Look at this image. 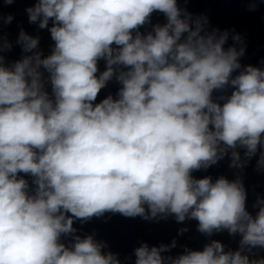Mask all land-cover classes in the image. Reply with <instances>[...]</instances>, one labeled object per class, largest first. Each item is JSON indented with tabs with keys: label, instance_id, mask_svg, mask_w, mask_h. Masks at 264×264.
<instances>
[{
	"label": "clouds",
	"instance_id": "9594fccd",
	"mask_svg": "<svg viewBox=\"0 0 264 264\" xmlns=\"http://www.w3.org/2000/svg\"><path fill=\"white\" fill-rule=\"evenodd\" d=\"M25 11L54 44L45 56L21 29L24 55L8 62L0 34V264H122L74 227L108 213L240 236L236 250L212 239L175 256L176 239L143 242L135 264H264V197L253 215L240 174L257 156L264 171V68L241 63L244 38L179 0H36ZM113 80L115 98L97 103ZM225 158L235 179L193 176Z\"/></svg>",
	"mask_w": 264,
	"mask_h": 264
}]
</instances>
